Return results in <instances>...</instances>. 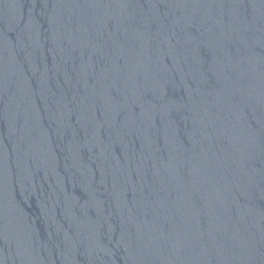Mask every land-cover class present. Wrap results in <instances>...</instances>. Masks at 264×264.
Wrapping results in <instances>:
<instances>
[{
  "label": "water",
  "instance_id": "1",
  "mask_svg": "<svg viewBox=\"0 0 264 264\" xmlns=\"http://www.w3.org/2000/svg\"><path fill=\"white\" fill-rule=\"evenodd\" d=\"M0 264H264V0H0Z\"/></svg>",
  "mask_w": 264,
  "mask_h": 264
}]
</instances>
